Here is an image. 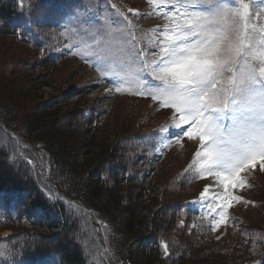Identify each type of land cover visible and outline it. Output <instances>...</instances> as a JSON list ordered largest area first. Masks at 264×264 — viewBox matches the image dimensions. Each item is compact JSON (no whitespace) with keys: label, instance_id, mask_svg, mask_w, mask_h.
I'll return each mask as SVG.
<instances>
[{"label":"trees","instance_id":"trees-1","mask_svg":"<svg viewBox=\"0 0 264 264\" xmlns=\"http://www.w3.org/2000/svg\"><path fill=\"white\" fill-rule=\"evenodd\" d=\"M87 7L85 0H0V119L44 152L37 158L24 146L39 160L30 164L23 147L0 144V191L16 199L13 214L0 220V229L15 230L0 238V249L9 251L0 264L48 256L54 264H264V213L258 225L247 218L223 239L188 236L176 224L192 193L190 170L174 161L157 166L154 115L128 107L116 115L102 96L85 97L98 74L63 49V29L65 11H93ZM50 84L56 89L48 99L25 107L22 95L38 97ZM54 193L69 208L62 201L58 208Z\"/></svg>","mask_w":264,"mask_h":264},{"label":"snow or ice","instance_id":"snow-or-ice-1","mask_svg":"<svg viewBox=\"0 0 264 264\" xmlns=\"http://www.w3.org/2000/svg\"><path fill=\"white\" fill-rule=\"evenodd\" d=\"M147 2L171 22L156 41L155 59H147L131 31L107 20L92 26L91 43L75 54L116 93L149 97L170 109L171 123L160 132L177 143L199 140L189 167L222 189L210 193L209 185L201 192L216 231L230 218L234 202L250 203L234 194L248 186L243 174L254 171L257 162L264 171V26L253 22L245 0L238 6L226 0H176L171 10L173 0ZM123 19L131 27L127 16ZM166 140L167 135L161 138ZM161 246L167 256L169 245ZM7 255L0 249V256Z\"/></svg>","mask_w":264,"mask_h":264},{"label":"rangeland","instance_id":"rangeland-1","mask_svg":"<svg viewBox=\"0 0 264 264\" xmlns=\"http://www.w3.org/2000/svg\"><path fill=\"white\" fill-rule=\"evenodd\" d=\"M88 7L86 9H93V11H89L87 14H80L77 16L75 20H68V18L64 19V37L66 39V43L63 46V49L67 50L68 54L72 57L80 55H76L77 51H84L87 47L88 43H91V30L92 26L97 23H104L106 20L113 23V27H118L125 32L131 31L136 37V43L139 48L152 50L155 47L157 39H163L161 33L163 31V26H158V24L151 22L149 15L152 16L159 15L153 9L151 5L148 4L147 0H94L88 1L85 0ZM246 2V0H245ZM176 0H173L174 6ZM226 3L229 5L231 3L238 4V0H226ZM259 3V2H258ZM129 5V6H127ZM263 5V3H261ZM115 6V7H113ZM171 6V5H170ZM250 8L251 5H250ZM260 8V7H259ZM264 8V7H262ZM128 9L136 10L139 15H133V13L128 12ZM253 12L255 11L254 8ZM151 10H153L151 12ZM98 13H97V12ZM251 13H253L250 10ZM258 12L254 14L255 20L259 19L257 15ZM67 14V11L65 15ZM124 16H127L128 21L131 22V27L128 26V22L123 19ZM158 19V18H156ZM159 20V19H158ZM169 24L170 21L166 20ZM79 45V48H77ZM159 49L157 48L155 52H158ZM144 54L146 55L145 51L143 50ZM154 52L148 51L147 59L149 61L155 59V56H152ZM143 58V57H142ZM90 66L89 69H92L96 74H98L99 79L97 82L95 81L94 88L85 95V97L90 101L95 97H100L104 103H112L111 107L114 108V112L116 115H123L125 109L128 107L132 112H136L137 115H154V118L151 122H149V126L156 127L157 130L169 125L171 123V116L172 111L167 108H160L159 104L152 101L149 97H141L138 95H130V94H120L116 93L114 90L111 89V85L107 81H101L100 73L92 66L91 63H88ZM56 78L58 82H62L64 77L63 73H59L55 71ZM16 78H21L22 76H13ZM27 77H29L27 75ZM26 77V78H27ZM24 80V79H23ZM19 81L17 80V84L15 83V89H18ZM23 84V83H22ZM55 87H52L50 84L49 86L43 85L37 90V96H26L22 95L24 100L25 107H30L39 101H44L48 99L51 93L55 92ZM108 89L109 91H106ZM16 91V90H15ZM124 97V98H122ZM20 99V98H19ZM22 101V100H21ZM75 102V98L68 100V105L66 107H71L72 104ZM128 112V111H127ZM130 113V112H129ZM230 123V121L226 120L225 124ZM0 128L5 129L6 131L0 132V144L3 142L9 145H19V153L23 156V160L27 161L28 163L32 164L34 162L39 161L38 159L34 160V157L28 150H23L25 147L28 146L31 151H33L34 155L37 158L44 159V152L40 147V143L33 141V142H26L24 139L21 138V135L17 132V129H13L7 127L5 123L0 119ZM173 132L178 131L176 129H172ZM167 135L168 140L161 142V139L158 141L156 146L157 152H163L165 150L167 153L170 151V148L177 149L173 150V153H170L167 158V162H163L161 165L172 163L173 161L175 164L180 165L183 163V160L186 158L192 159L195 151L199 148V140L192 139L189 140L187 138L184 139L186 141L183 144L176 142L174 136L168 135V133H163V136ZM162 136V137H163ZM248 180V186L245 188L237 189L234 191V194L240 195L244 198L245 201H249L250 203H236L234 202V206L229 209V219L226 221L225 224H222L216 231H213L211 227H209L210 233H216L222 230L224 227L234 225V221L236 218H241V216H246L250 221H254L253 225H258L257 220L260 219L261 214L264 213V171L260 170L259 162H257L256 169L254 171H248L243 174ZM204 180V185L212 187L210 188V193L215 191H221L222 189L219 188L212 177L202 178ZM205 188V187H204ZM60 201L69 208V204L64 197H60L56 201V205L60 208ZM254 204V205H253ZM194 210H197L199 215L197 214L196 223L204 222L203 224L208 225L210 224V216L207 214L208 210L205 207L204 201L202 200H194L191 203ZM4 205L0 203V212L3 209ZM56 207V208H57ZM261 213V214H260ZM264 220V219H262ZM194 219L189 222L188 227H192ZM184 224V223H182ZM264 227V226H260ZM7 231H2L0 234H5ZM107 256V255H105ZM52 260H48L46 262H51Z\"/></svg>","mask_w":264,"mask_h":264}]
</instances>
